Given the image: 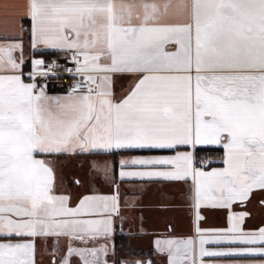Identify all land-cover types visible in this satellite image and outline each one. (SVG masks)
Wrapping results in <instances>:
<instances>
[{
    "label": "snow or ice",
    "instance_id": "obj_1",
    "mask_svg": "<svg viewBox=\"0 0 264 264\" xmlns=\"http://www.w3.org/2000/svg\"><path fill=\"white\" fill-rule=\"evenodd\" d=\"M26 13L31 48L66 53L75 67L63 70L80 79L49 95L36 78L62 66L33 59L26 82L23 41L0 43V264H35L37 237L67 238L59 264H107V245L88 244L111 234L118 190L70 206L43 158L77 152L171 153L118 161L121 180L192 181L195 237L156 242L169 264L264 256V227L246 231V212H230L226 228L199 226L202 208L264 190V0H27ZM117 73L137 75L120 98ZM213 145L224 166L206 171L196 151Z\"/></svg>",
    "mask_w": 264,
    "mask_h": 264
},
{
    "label": "crops",
    "instance_id": "obj_2",
    "mask_svg": "<svg viewBox=\"0 0 264 264\" xmlns=\"http://www.w3.org/2000/svg\"><path fill=\"white\" fill-rule=\"evenodd\" d=\"M26 4L27 0H0V43H8L16 39L23 41L24 63L21 66V72L25 81L31 82L26 73L33 71V59L61 58L70 64L74 65V63L64 52L31 48V20L26 13ZM136 80V74H114L111 85L114 97L120 98L127 95ZM36 82L38 85L47 84L46 91L49 95L63 96L69 92L66 82L44 77H37ZM201 149L207 150L201 157L210 161L206 171L224 166L221 162L224 155L222 146L198 147L197 158L198 150ZM151 154L171 153L77 152L43 157L53 163L56 193L68 195L70 206H76L85 195H111L118 190L120 209L119 213L113 216L111 234L88 244V247L107 245V255L102 256L107 264H169L167 251H161L156 242L187 239L196 235L191 179L185 182L148 178L121 180L119 178L118 161L121 158ZM230 212L248 213L243 222L246 231H255L264 227V190H253L247 201L243 204L234 203L231 209L202 208L203 219L199 221V226L205 229L226 228ZM35 245V264H59L61 257L67 254L68 241L65 237H59L58 242L55 237H37ZM236 246L240 245L225 243L206 245L209 249ZM204 260L206 264H260L264 261V256L234 255L205 257ZM70 264H82V261L78 256H72Z\"/></svg>",
    "mask_w": 264,
    "mask_h": 264
},
{
    "label": "built area",
    "instance_id": "obj_3",
    "mask_svg": "<svg viewBox=\"0 0 264 264\" xmlns=\"http://www.w3.org/2000/svg\"><path fill=\"white\" fill-rule=\"evenodd\" d=\"M53 60H55L57 62V64L61 65L62 67L56 69V71L58 72L57 76L53 77V76L49 75V77H47L46 79L56 80V81H59V82H66L68 90H70L73 87L75 81L79 80L80 77L79 76H75L73 74H70V73L64 71L63 69H65V68H74L75 66L73 64H70L69 62H67L64 59H61V58L45 60L46 61V65H47V63H50ZM29 73H31V72H29ZM29 73H26L27 77H29ZM199 161H207V160L204 159L203 157H200V158L198 157L197 158V166H200ZM207 167H209V163L205 166V169Z\"/></svg>",
    "mask_w": 264,
    "mask_h": 264
},
{
    "label": "trees",
    "instance_id": "obj_4",
    "mask_svg": "<svg viewBox=\"0 0 264 264\" xmlns=\"http://www.w3.org/2000/svg\"><path fill=\"white\" fill-rule=\"evenodd\" d=\"M48 55V54H47ZM207 152V150H203V149H201V150H198V156L199 157H201V156H203L205 153Z\"/></svg>",
    "mask_w": 264,
    "mask_h": 264
}]
</instances>
